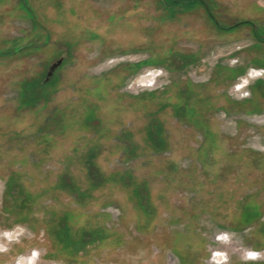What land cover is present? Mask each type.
Instances as JSON below:
<instances>
[{"label": "rangeland", "instance_id": "1", "mask_svg": "<svg viewBox=\"0 0 264 264\" xmlns=\"http://www.w3.org/2000/svg\"><path fill=\"white\" fill-rule=\"evenodd\" d=\"M168 1L0 0V264L264 261V191L255 215L235 220L238 200L264 185V97L251 100L264 81V0H204L228 31L198 2ZM218 67L244 70L226 79ZM151 121L163 150L145 142ZM92 146V163L114 175L96 185L80 164ZM17 172L36 195L33 223L3 208ZM81 238L76 253H49Z\"/></svg>", "mask_w": 264, "mask_h": 264}, {"label": "trees", "instance_id": "2", "mask_svg": "<svg viewBox=\"0 0 264 264\" xmlns=\"http://www.w3.org/2000/svg\"><path fill=\"white\" fill-rule=\"evenodd\" d=\"M168 2H170L171 4L177 5L178 3H182V2L184 3V0H169ZM209 13H210V11H209ZM210 15L212 16V14H210ZM259 83L264 86V81H260ZM32 88H35L34 84L27 83V90H28V96H29L28 98H32L31 100L34 102L37 100V96L39 95L40 92L35 90V89H32ZM186 88H187V90L192 91L191 85L190 86L188 85ZM182 95H183L182 91L179 90L178 101H177L178 104H179L180 100L183 99ZM186 95H188V91L186 92ZM186 100H189V99H186ZM184 105L185 106L187 105L186 108H189V105L187 103H185ZM88 110H89L88 113H90V116L92 117V109L88 108ZM189 110H191V109L189 108ZM184 114H187V113H184ZM144 128L145 129L143 131H144V136H145V142H147V144L150 145L153 148V150H157V149L163 150L167 138H166L165 133H164V128L162 127L160 122H155V121L148 122L144 125ZM128 132L129 131H127V130H123V131H121V133L115 134V136H117V139L119 141H121L122 135H124V133H126L128 135ZM46 134H48V133H46ZM90 149L91 150L88 149V153L86 155H84L86 159L83 162H80V164H82L81 170L83 172V177L85 178V180H88L87 178L89 177V178L94 180V185H96V178L97 177L100 178L99 182H97V183H102L114 175H109L110 173L106 174L105 172L101 171L99 168L98 169L96 168L97 164L92 163L91 157H93V154L95 153L94 149L97 151V148L92 146ZM129 151H132V150H129ZM35 164L36 163H34L33 165H35ZM90 165H94L95 169L97 170L96 171L94 169L95 172L92 173L93 174L92 176L89 175V170L92 168V167H90ZM35 167H36V165H35ZM85 174L87 175V177ZM19 176H20V173L17 172L14 174H10L8 176V178L6 179L5 192H4V195H6V198L3 197V201H2L3 208L5 209V212H8L9 214L17 215L19 217L20 221L33 223L37 219L32 217V216H29V213L32 212L31 207H32V204L35 203L36 195L35 194L32 195V193L26 187H23L24 185L22 186V185L18 184V186H17L16 183L19 182ZM59 178H60L59 183L60 182H62V184H65V182L67 183L66 179L64 178L63 173H62V175L59 176ZM121 178H122V181H124L125 183L130 181L129 173H125V174L121 175ZM71 182L73 184V181H71ZM143 185H144V183H143ZM15 186H17L18 189L15 191H12V188ZM74 186L76 187V189H79V186L78 185L76 186V183ZM84 190L89 191V189H87V188H85ZM6 191H7V194H6ZM139 191H140V188L137 187V190L135 191L136 196L139 198V203H141L140 206L144 207L145 205L142 201L143 198L141 195H138V194H140ZM79 195H80V198L82 200L86 197V194L82 195L81 193H79L78 197H79ZM80 198H79V200H80ZM237 203H238L239 208H240V214L237 215V218H235V220L237 221L236 224L240 223L241 225H243L255 215L254 213L257 210H256V207H255L253 201H251V199H250V195L245 194L241 199L238 200ZM28 205L30 206V208L28 207ZM18 206L20 209L17 211L16 208ZM23 208H26V210L21 211V209H23ZM143 211L146 213L150 212L146 207L143 208ZM65 218H66V215L64 214V218H62V219H65ZM66 225L62 224V226L60 228L62 230H65ZM31 226H33V225H31ZM240 227H241L240 225H236L235 227H233L231 229H240ZM67 228H70V227H68V225H67ZM83 239L84 238H81L78 242H76V243H78L77 246H72V247L70 246V242L67 243V239L63 240L64 242H66V245H63L62 241L57 240V242L52 243V248L49 250V253L50 254L52 253L51 254L52 257H54V256L56 257V255L60 254L64 250L68 251V252L72 251V252L76 253V251L78 249H80V247L83 245L82 244ZM250 264H264V261L257 262V263H250Z\"/></svg>", "mask_w": 264, "mask_h": 264}, {"label": "flooded vegetation", "instance_id": "3", "mask_svg": "<svg viewBox=\"0 0 264 264\" xmlns=\"http://www.w3.org/2000/svg\"><path fill=\"white\" fill-rule=\"evenodd\" d=\"M24 2H25V0H24ZM184 2H185V4H195V3H199V4H201L203 7H204V9H205V12H206V15L208 16V18L218 27V28H220V29H223V30H225V31H228V30H230V29H232V27L231 26H224L223 24H220L219 23V21H217V19L215 18V16L212 14V12H211V9L209 8V6L207 5V3L204 1V0H184ZM209 11H210V13H209ZM210 14H212V16L210 15ZM213 17V18H212ZM251 27H252V35L254 36V37H257V38H260V36H256L254 33H253V25L251 24ZM256 65H264V60H262V61H257V63H255ZM242 68V69H241ZM244 70V68L243 67H236V68H230V69H226V68H222V67H218L217 69H216V72L220 75V76H222V77H224V78H226V79H231L232 78V76H234V74H237V73H239V72H241V71H243ZM245 80H246V78H245ZM260 81H262V80H259L257 83H256V85H255V87H253V89H252V92H253V95H252V98H251V100L253 99H255V98H257V96H259V95H261V96H263L264 97V86L262 85V84H260L259 82ZM246 82V81H245ZM251 95V94H250ZM237 180V179H236ZM264 183V182H263ZM261 184H262V182H261ZM253 187V186H252ZM251 187V188H252ZM264 191V185L262 184L261 186H258V191H254V189H252L250 192H248L247 193V195H250V199H251V201H253V203H254V205H255V207L256 208H259L260 207V204H259V201H258V199H260L261 198V196H263V192L261 191ZM6 232H9L10 234H11V232L10 231H5V233ZM4 233V234H5ZM4 234H3V237H4ZM11 240V239H10ZM2 245V244H1ZM3 246V245H2ZM2 250V249H1ZM252 252H254V251H252ZM256 253V252H255ZM30 255H32V254H29L28 256H26V257H20V258H24V259H26L27 257L29 258L30 257ZM27 258V259H28ZM19 261V260H18ZM220 261H222V260H220ZM16 264H18V262L16 263Z\"/></svg>", "mask_w": 264, "mask_h": 264}, {"label": "bare ground", "instance_id": "4", "mask_svg": "<svg viewBox=\"0 0 264 264\" xmlns=\"http://www.w3.org/2000/svg\"><path fill=\"white\" fill-rule=\"evenodd\" d=\"M247 80V79H246ZM245 80V78H244V81H246ZM140 81H143L142 79L140 80ZM245 84H241L240 86H239V88L240 87H243ZM5 238H7L8 240H10L11 239V234L9 233V232H6L5 234ZM248 254V256L249 257H256L257 256V253H255V252H249V253H247ZM219 256H223L220 252H217L216 254H214V258L212 259V261L213 262H216V263H218V260H217V258L219 257ZM27 259V258H26ZM27 260H29V261H32V263L31 262H28V263H30V264H33L34 263V256L33 255H30V257L27 259ZM22 261V260H21ZM21 261H20V263L19 264H21Z\"/></svg>", "mask_w": 264, "mask_h": 264}, {"label": "crops", "instance_id": "5", "mask_svg": "<svg viewBox=\"0 0 264 264\" xmlns=\"http://www.w3.org/2000/svg\"><path fill=\"white\" fill-rule=\"evenodd\" d=\"M260 55H264L263 53H262V51H260ZM249 251H253V250H248L247 252H249ZM255 252V251H254ZM257 253V252H256ZM257 256H258V254H257ZM257 256L255 257V258H257Z\"/></svg>", "mask_w": 264, "mask_h": 264}, {"label": "water", "instance_id": "6", "mask_svg": "<svg viewBox=\"0 0 264 264\" xmlns=\"http://www.w3.org/2000/svg\"><path fill=\"white\" fill-rule=\"evenodd\" d=\"M55 66H56V64H54V65L51 67V69H53Z\"/></svg>", "mask_w": 264, "mask_h": 264}]
</instances>
